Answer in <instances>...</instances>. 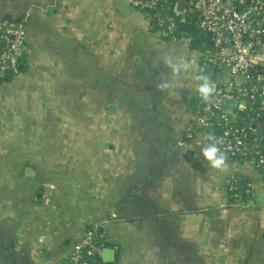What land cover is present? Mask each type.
<instances>
[{
  "label": "crops",
  "instance_id": "1",
  "mask_svg": "<svg viewBox=\"0 0 264 264\" xmlns=\"http://www.w3.org/2000/svg\"><path fill=\"white\" fill-rule=\"evenodd\" d=\"M9 19L27 69L0 80V264H68L94 229L104 264H264V177L201 153L196 87L226 67L129 0H0ZM168 56L195 63L173 73Z\"/></svg>",
  "mask_w": 264,
  "mask_h": 264
},
{
  "label": "built area",
  "instance_id": "2",
  "mask_svg": "<svg viewBox=\"0 0 264 264\" xmlns=\"http://www.w3.org/2000/svg\"><path fill=\"white\" fill-rule=\"evenodd\" d=\"M140 11L166 5L165 11L150 16L162 37L187 41L190 37L175 35L180 23L195 20L201 30L210 36V48L204 53L205 64L226 67L231 79L216 86V90L204 99L196 111V122L203 127L211 141L222 153L251 161L264 177V137L251 139L257 127H234L239 120L236 109L258 110L263 114L264 124V0H129ZM185 3L183 10L179 3ZM189 29V28H188ZM0 40L5 48L0 51V76L17 71L15 50L26 48L24 26L21 23H0ZM236 79L240 81L238 84ZM226 99L236 101L235 108L224 110ZM215 118H218L215 120ZM217 129H221L220 132ZM191 136V134L189 135ZM184 145V142H180ZM95 229L87 234V240L78 246L69 264H82V250L94 258L102 249L94 242Z\"/></svg>",
  "mask_w": 264,
  "mask_h": 264
},
{
  "label": "trees",
  "instance_id": "3",
  "mask_svg": "<svg viewBox=\"0 0 264 264\" xmlns=\"http://www.w3.org/2000/svg\"><path fill=\"white\" fill-rule=\"evenodd\" d=\"M166 5H162V4H158L156 5L154 8H151L149 10H147L149 12V16L152 15H156L157 12H163L165 11ZM143 13H145L144 11H142ZM153 20V19H152ZM261 21L264 23V18L261 19ZM7 22H16V23H21V20L18 19H9L7 20ZM154 22V21H153ZM187 35L188 37H190V47L192 49H200L202 51H206L207 49L210 48L211 45V40H210V36L205 33L203 30H201L199 28V26L196 24L195 20L189 19V29L187 31L185 30H180L179 28L176 29L175 31V35L177 36H181V35ZM166 39H171V37H165ZM5 42H3L2 40H0V51L5 48ZM16 58H17V71H12L9 70L7 72H5L2 76H0V80H4V81H8L13 79L16 75L24 72L27 69V57L26 54L23 52L22 55H18L16 52ZM202 98L198 99V107L197 110H199L202 107V102L204 101ZM238 115H239V120L237 122V124L234 125V127H248L249 125H253L257 127V131L255 133H250L249 132V136L250 138L256 139V138H260L261 141L263 140L262 137H264V133H262L259 130L260 125L263 122V114L262 112L255 110L253 112L248 111V108L246 109H236L235 110ZM218 118H215V120ZM221 129H217V131L220 132ZM262 150L264 151V144L262 146ZM232 159L235 160H243L242 157H234V156H230ZM96 236L94 237V242L96 243L97 246H99L100 248H104L108 245V242L106 241V239L100 234L99 231L95 232ZM86 248L84 247L82 250V254H83V259H82V264H104L100 258V255L90 259L91 257H89L88 255H86ZM70 261V260H69ZM69 264V262H68Z\"/></svg>",
  "mask_w": 264,
  "mask_h": 264
},
{
  "label": "clouds",
  "instance_id": "4",
  "mask_svg": "<svg viewBox=\"0 0 264 264\" xmlns=\"http://www.w3.org/2000/svg\"><path fill=\"white\" fill-rule=\"evenodd\" d=\"M166 66L170 68L173 73H180L186 71L189 67L195 63L194 60H185L182 58L168 56L164 60ZM169 85L167 82L161 83L159 87L161 89L167 88ZM197 92L202 99L207 100L210 94L213 92V85L207 81L199 83L196 87ZM211 137L209 140L211 141ZM201 153L205 160H207L213 168L223 169L226 167L225 156L220 149L217 147L216 143L210 142L206 146L201 148Z\"/></svg>",
  "mask_w": 264,
  "mask_h": 264
},
{
  "label": "water",
  "instance_id": "5",
  "mask_svg": "<svg viewBox=\"0 0 264 264\" xmlns=\"http://www.w3.org/2000/svg\"><path fill=\"white\" fill-rule=\"evenodd\" d=\"M185 6V3L181 2L179 3L178 5V9L179 10H183ZM178 28L180 30H185L187 31L188 28H189V24L188 23H180ZM15 52L18 54V55H22L23 54V49L22 48H17L15 50ZM213 75H214V69L209 67V66H205L204 69H203V77L204 79H212L213 78ZM213 85V92L216 90V85L215 84H212ZM212 92V93H213ZM211 93V94H212ZM235 104H236V101L234 99H226L224 101V104H223V109L224 110H229V109H234L235 108ZM259 130L264 133V124H261L260 127H259ZM224 156H229L228 153H223ZM245 191H246V182L244 180H241L239 182V186H238V193L243 195L245 194ZM114 256H115V251L114 249L110 248V247H104L102 249V252H101V258H102V261L104 263H107V262H111L114 260ZM92 259V258H90Z\"/></svg>",
  "mask_w": 264,
  "mask_h": 264
}]
</instances>
